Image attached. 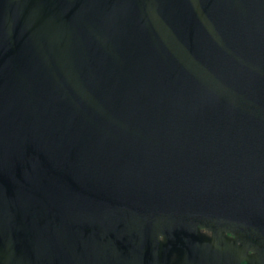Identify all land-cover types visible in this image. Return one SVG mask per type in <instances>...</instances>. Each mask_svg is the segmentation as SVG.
<instances>
[{"label":"water","instance_id":"1","mask_svg":"<svg viewBox=\"0 0 264 264\" xmlns=\"http://www.w3.org/2000/svg\"><path fill=\"white\" fill-rule=\"evenodd\" d=\"M0 264H264V0H0Z\"/></svg>","mask_w":264,"mask_h":264},{"label":"flooded vegetation","instance_id":"2","mask_svg":"<svg viewBox=\"0 0 264 264\" xmlns=\"http://www.w3.org/2000/svg\"><path fill=\"white\" fill-rule=\"evenodd\" d=\"M208 236H210V233H208V232H206V231H204Z\"/></svg>","mask_w":264,"mask_h":264}]
</instances>
